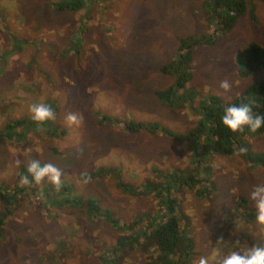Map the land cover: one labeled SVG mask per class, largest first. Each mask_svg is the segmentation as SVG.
I'll list each match as a JSON object with an SVG mask.
<instances>
[{"label": "rangeland", "instance_id": "1", "mask_svg": "<svg viewBox=\"0 0 264 264\" xmlns=\"http://www.w3.org/2000/svg\"><path fill=\"white\" fill-rule=\"evenodd\" d=\"M86 3L68 12L52 0H0V264H102L117 240L136 235L120 247L117 264H153L145 238L171 210L182 235L180 260L171 264H198L201 257L218 264L241 246H264L256 216L238 218L244 209L256 210L249 193L264 185V169L241 160L237 140L223 153L208 125L196 137L193 111L210 96L225 110L248 85L264 80V69L248 78L238 72L246 49L264 53V2L244 0V13L223 33L213 30L206 0ZM195 36L201 40L184 67V92L196 100L171 108L154 95L174 82L159 68L173 60L179 39ZM226 78L233 86L224 93L219 84ZM39 103L53 108L55 120L25 124L20 138H6L4 128L32 122L28 107ZM68 113L81 114L82 125L66 126ZM117 120L169 135L129 133ZM246 135L247 151L264 153V135ZM33 159L62 170L59 191L47 179L20 185L17 172ZM149 188L159 189L158 198Z\"/></svg>", "mask_w": 264, "mask_h": 264}, {"label": "trees", "instance_id": "2", "mask_svg": "<svg viewBox=\"0 0 264 264\" xmlns=\"http://www.w3.org/2000/svg\"><path fill=\"white\" fill-rule=\"evenodd\" d=\"M86 1L89 4L100 2V0H58L57 2L52 0L53 6L57 8V10L68 12H77L82 8H85V4H87ZM259 1L264 2V0ZM205 4L207 14L210 19L209 22L213 24V30H216L220 33L229 30L233 26L238 16L243 14L245 11L244 0H206ZM200 40V38L197 39V36L179 39L175 48L173 60L166 65H162L159 68L160 73L170 74L174 79L173 85L171 84L163 91L154 92L156 98L163 104L174 108L180 107L183 103H187L186 106H188L190 103H192L193 99L196 100L194 98L195 95L193 92H191L190 90H186L184 92L185 84L189 77L188 72L184 70V67L190 63V52L192 51V49H194V47L197 46ZM243 61L245 65L243 66V69L241 71L240 69H238L239 77L248 78L264 69V53L259 51L254 46L249 47V49H246V51L243 53ZM249 99L253 102L254 114L264 116V80L257 81L248 85L242 93L238 94L231 101V103H229V106L239 105L241 103L247 102ZM192 109L193 107L191 108V110ZM200 110H202V113H200ZM193 111L198 114L196 128L194 129L196 137L200 136L199 134L203 132L204 125H208V134L212 137V142L216 143V146L222 147L223 153H230L232 149V143L236 140V148H246L245 144H243V140L247 136L246 133L249 130L247 129V127H245L242 132L233 133L222 124L221 117L224 114V108L219 103L218 98H216L215 96L208 97L206 100L199 102L198 106ZM103 118L104 117H102V119ZM107 119L112 120L111 118ZM30 121L32 122L24 120L12 121L11 124H8L4 128V134L6 138L11 135L13 136V138H20L22 135H24V133L22 132L23 125L31 124L33 122L35 125H37V122L33 121L32 119ZM117 121L118 126H120V129L125 130L129 133H138L140 131H160L169 135L165 131L158 129L156 126H147L144 124L133 122L121 123L119 120ZM16 127H20L19 131L17 132L15 131ZM28 129H30L31 131L30 127ZM254 133L257 135H264V126H262L259 130ZM204 137L206 139V133ZM201 142L206 146L205 141ZM239 157L242 161H245L248 165H251V168L264 169V153L254 154L247 151L245 154H239ZM199 162H201L200 159H198V163ZM17 173L19 179L22 176L28 175L26 171V165L20 167ZM92 175L93 174H91L90 176ZM31 179L32 178L29 175V180L31 181ZM196 182L199 181L196 180ZM193 185L194 181L191 180L190 183L186 182V184H183V187H187L189 189ZM162 190L164 193L167 194L166 201L171 205L175 206V200L168 196V189ZM147 191L150 192L151 196H155L156 198H158V196L160 195L159 189L154 190L153 188H149L147 189ZM201 193V190L195 191L196 195H199ZM59 194L61 193L59 192ZM55 201L54 203L56 205L60 204V201ZM243 211L244 212L239 214L238 218L245 222L252 221L256 216V210H253L251 207L250 209H244ZM246 211L248 212L246 213ZM172 214L173 210L170 211V215L167 221H164L162 223L159 222L155 226L151 225L147 232L145 239L150 243L152 249V252L150 253V261H153V264H171L172 258H180L176 250L179 247L182 235L180 232L178 221L175 219L174 216H172ZM90 216H92V213L90 214ZM4 219L5 215H0V237L2 236V228L5 224ZM123 228L127 230L126 227ZM139 237L140 236L137 235L131 236L130 238L126 236L124 240H117L114 247L109 250L108 254L106 253L104 255L103 261L101 260V263L117 264L122 253V251L119 252L120 247L122 245L126 246L134 243L136 240L139 239ZM179 260L180 259H178V261Z\"/></svg>", "mask_w": 264, "mask_h": 264}, {"label": "clouds", "instance_id": "3", "mask_svg": "<svg viewBox=\"0 0 264 264\" xmlns=\"http://www.w3.org/2000/svg\"><path fill=\"white\" fill-rule=\"evenodd\" d=\"M232 83L226 78L219 84V88L224 93L230 92L232 89ZM31 119L38 124H43L46 121H54L56 116L53 108L50 105L39 103L32 104L28 107ZM222 124L231 132H242L245 127L250 132H256L262 126H264V116L254 114L253 102L248 100L247 102L239 105H231L225 108L224 114L221 117ZM66 126L79 127L83 123V116L78 113H68L65 119ZM247 148L240 147L238 154H245ZM21 161L16 159L14 161L15 166H19ZM26 171L28 175L20 178V185L26 186L31 183L41 184L45 179L51 183L56 191H59L62 186L61 176L62 170L52 163H45L41 165L39 160H30L26 165ZM31 176V181L29 180ZM85 175L84 183H87L90 179ZM249 199L254 202L256 209V223L264 226V185H257L249 193ZM217 243H222L218 240ZM239 245V241L235 242ZM198 264H209L207 257H201ZM218 264H264V246H241L236 251H232L230 254L219 259Z\"/></svg>", "mask_w": 264, "mask_h": 264}, {"label": "crops", "instance_id": "4", "mask_svg": "<svg viewBox=\"0 0 264 264\" xmlns=\"http://www.w3.org/2000/svg\"><path fill=\"white\" fill-rule=\"evenodd\" d=\"M154 132H156V131H154ZM158 132H160V131H158ZM183 142L185 143V140H183ZM188 147V146H187ZM188 149H189V147H188ZM190 152V151H189ZM184 188H187V187H184ZM1 238V237H0Z\"/></svg>", "mask_w": 264, "mask_h": 264}]
</instances>
